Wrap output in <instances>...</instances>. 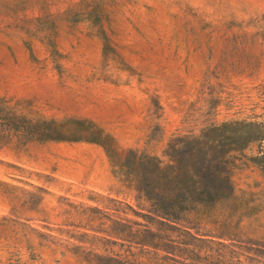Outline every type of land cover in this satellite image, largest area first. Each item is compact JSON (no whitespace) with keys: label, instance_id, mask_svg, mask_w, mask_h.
I'll list each match as a JSON object with an SVG mask.
<instances>
[{"label":"rangeland","instance_id":"374dc122","mask_svg":"<svg viewBox=\"0 0 264 264\" xmlns=\"http://www.w3.org/2000/svg\"><path fill=\"white\" fill-rule=\"evenodd\" d=\"M202 165L264 264V0H0V264H102Z\"/></svg>","mask_w":264,"mask_h":264},{"label":"trees","instance_id":"16d2710c","mask_svg":"<svg viewBox=\"0 0 264 264\" xmlns=\"http://www.w3.org/2000/svg\"><path fill=\"white\" fill-rule=\"evenodd\" d=\"M197 174L199 183L151 188L135 207L125 204L114 220L117 249L102 264H242L246 247L229 177L204 165Z\"/></svg>","mask_w":264,"mask_h":264}]
</instances>
